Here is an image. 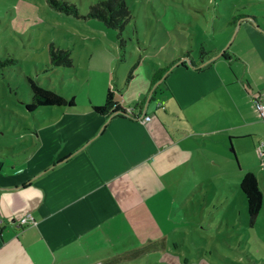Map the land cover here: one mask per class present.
Listing matches in <instances>:
<instances>
[{
	"label": "crops",
	"instance_id": "obj_1",
	"mask_svg": "<svg viewBox=\"0 0 264 264\" xmlns=\"http://www.w3.org/2000/svg\"><path fill=\"white\" fill-rule=\"evenodd\" d=\"M245 19L256 30L237 41L236 34L230 47L228 36L214 52L170 59L155 83L161 65L142 80L127 78L124 87L110 73L86 85L80 101L74 95V109L30 111L34 124L24 129L31 143L0 153V264H111L137 257L134 244L124 242H139L134 232H146L142 238L150 242L149 232L186 206L190 178L192 189L203 185L205 165H222V175H229L233 141L250 138L260 146L262 117L253 95L254 86L263 92L264 84L248 55L264 50L243 47L262 43L264 25ZM109 88L123 107L140 102L135 117L92 108L105 103ZM154 98L159 102L151 113ZM28 212L35 223L20 225Z\"/></svg>",
	"mask_w": 264,
	"mask_h": 264
},
{
	"label": "rangeland",
	"instance_id": "obj_2",
	"mask_svg": "<svg viewBox=\"0 0 264 264\" xmlns=\"http://www.w3.org/2000/svg\"><path fill=\"white\" fill-rule=\"evenodd\" d=\"M68 1L78 6L79 16L55 9L49 0H0V153L7 156L11 146L20 150L22 143H31V134L24 129L34 124L26 108L32 96L28 76L65 95L77 94L80 101L85 86L98 85L106 74L111 73L116 82L120 78L124 87L132 67L133 75L139 74L142 80L152 69L185 53L199 57L202 50L214 52L228 36L225 45L230 47L245 32L256 30L245 22L248 16L264 25V0H126L132 17L123 31L126 42L122 47L118 29L87 16L90 5L99 0ZM233 17L235 23L229 24ZM241 18L244 23L239 29ZM259 40L262 43L257 47H243L245 52L264 50V39ZM52 43L71 50L72 68L50 66ZM248 56L258 71L259 85L264 84V51L257 58ZM261 93L264 98V88ZM156 100H151V113ZM261 121L260 146H254L250 138L233 141L234 149L227 146L229 175H222V165H205L203 185L192 189L194 178L186 184V206L173 212L168 223L150 231V242L142 238L146 232H134L139 242L124 243L134 244L138 256L111 264H264V203L251 225L240 188L242 177L251 171L264 193Z\"/></svg>",
	"mask_w": 264,
	"mask_h": 264
},
{
	"label": "trees",
	"instance_id": "obj_3",
	"mask_svg": "<svg viewBox=\"0 0 264 264\" xmlns=\"http://www.w3.org/2000/svg\"><path fill=\"white\" fill-rule=\"evenodd\" d=\"M52 7L62 11L66 14H73L76 16L80 15L78 6L68 0H49ZM87 16L92 18H97L104 23L105 26L109 28H116L119 30L118 37L120 39V46L124 47L126 39L123 35L126 24L130 21L132 17V11L126 0H99L96 3L90 5L89 12ZM250 17V16H248ZM255 17V16H253ZM235 17L230 21H235ZM50 66H63L67 68H72L74 65L73 58L71 56V50L68 48H62L55 46L54 43L50 44ZM202 50L201 54H203ZM189 55V52L186 56ZM2 63V60H0ZM169 65L162 67L156 71L153 77L154 83L162 78V76L169 69ZM134 67L131 68L128 79L133 77ZM28 82L31 89V99L26 102V108L29 111H34L39 107L47 106H66L70 109H74L76 102L75 96L65 95L55 89L43 85L40 81L34 79L32 76H28ZM160 84L164 85L165 81L162 80ZM162 85V88H164ZM134 108L141 107L140 102L131 105ZM129 107V106H127ZM127 107L121 106L115 99L114 92L109 88L106 101L102 105H93L92 108L99 113H105L108 115H129L135 117L133 110L128 112ZM240 188L246 196V202L248 206L249 222L251 225L256 223L259 216V212L264 203V193L259 186V181L254 172L248 171L242 177L240 182ZM251 264V263H247Z\"/></svg>",
	"mask_w": 264,
	"mask_h": 264
},
{
	"label": "built area",
	"instance_id": "obj_4",
	"mask_svg": "<svg viewBox=\"0 0 264 264\" xmlns=\"http://www.w3.org/2000/svg\"><path fill=\"white\" fill-rule=\"evenodd\" d=\"M253 100H254V106H255L258 114L264 119V98H263V96L257 92L253 95ZM126 110L128 112H132L133 107L129 106L126 108ZM149 118H150L149 115H145L142 119L148 120ZM35 221L36 220H35L34 216L32 215V213L28 212L24 216L21 217L19 224L25 225V224L31 223V222L35 223Z\"/></svg>",
	"mask_w": 264,
	"mask_h": 264
}]
</instances>
